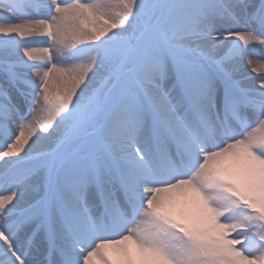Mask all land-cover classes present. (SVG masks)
Returning <instances> with one entry per match:
<instances>
[{
	"label": "snow or ice",
	"instance_id": "1",
	"mask_svg": "<svg viewBox=\"0 0 264 264\" xmlns=\"http://www.w3.org/2000/svg\"><path fill=\"white\" fill-rule=\"evenodd\" d=\"M0 264H264V0H0Z\"/></svg>",
	"mask_w": 264,
	"mask_h": 264
},
{
	"label": "bare ground",
	"instance_id": "2",
	"mask_svg": "<svg viewBox=\"0 0 264 264\" xmlns=\"http://www.w3.org/2000/svg\"><path fill=\"white\" fill-rule=\"evenodd\" d=\"M249 71L251 72V69L249 68ZM253 76L258 75L257 73H252Z\"/></svg>",
	"mask_w": 264,
	"mask_h": 264
}]
</instances>
